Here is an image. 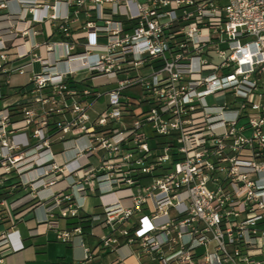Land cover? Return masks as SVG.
Wrapping results in <instances>:
<instances>
[{
	"label": "built area",
	"instance_id": "2783aa9c",
	"mask_svg": "<svg viewBox=\"0 0 264 264\" xmlns=\"http://www.w3.org/2000/svg\"><path fill=\"white\" fill-rule=\"evenodd\" d=\"M14 1L30 15L17 33L41 25L61 40L17 48L41 69L19 116L0 111V184L27 191L61 242L83 234L56 221L96 194L91 229L106 233L92 249L81 242L80 264L122 247L134 264H264V0ZM79 74L87 83L68 88ZM55 142L70 159L57 161ZM13 234H0V264Z\"/></svg>",
	"mask_w": 264,
	"mask_h": 264
},
{
	"label": "crops",
	"instance_id": "0c3cea01",
	"mask_svg": "<svg viewBox=\"0 0 264 264\" xmlns=\"http://www.w3.org/2000/svg\"><path fill=\"white\" fill-rule=\"evenodd\" d=\"M4 3V7H0V42L5 46L0 54L6 55L5 61H0V111L3 109H20L32 100L34 94L29 85V77L32 74L40 72V64L31 62L30 57L19 58L16 51L18 47L23 49H31L33 45H42L47 42H59L61 36L58 33L48 35L47 28L41 25H32L25 31V35L17 33L15 26L17 22L21 28L25 21H29L30 15L27 10L22 9L14 0H0ZM24 21L20 18L24 17ZM19 28V29H20ZM31 29L32 31L30 32ZM33 32L35 34L33 35ZM64 47H59L56 52L64 54ZM35 53L39 52L34 49ZM31 65L25 69V73L18 74L12 71L15 68ZM85 76L76 75L74 80L80 81ZM96 110V109H95ZM31 129L27 131L30 134ZM79 146L86 144V139L77 141ZM68 145L53 143L52 150L56 154L57 161H66L71 158V153H62L63 149ZM80 162V161H79ZM81 163H85L81 160ZM14 180H4L0 184V200H5L6 206L0 209L2 218L0 219V234L9 232L13 234L14 251L3 258L4 264H80L84 258V250L81 242L86 247L92 249L98 243L100 235L93 227L91 235L82 238L72 236L67 242L56 240V230L49 228L46 224L40 223L45 216V210L34 206V201L30 200L27 191L20 188L12 190ZM65 183H58L53 187L54 191L64 189ZM69 193V190L65 191ZM122 192V191H120ZM117 195H119V193ZM89 198H96L92 200ZM124 198V197H121ZM78 204L82 205L81 213L87 215H100L102 213L99 206L100 200L96 194L89 195L83 200L75 197ZM124 203V202H123ZM93 205L95 210L90 212ZM80 216V211H79ZM56 229L59 231H70L72 228L68 226L67 219H58L56 221ZM91 227V224H90ZM89 230V232H90ZM104 234L106 230H103ZM132 249L122 247L115 254L101 252L98 258L99 263L108 264L109 262L120 258L123 264H134L137 257L130 255Z\"/></svg>",
	"mask_w": 264,
	"mask_h": 264
},
{
	"label": "rangeland",
	"instance_id": "374dc122",
	"mask_svg": "<svg viewBox=\"0 0 264 264\" xmlns=\"http://www.w3.org/2000/svg\"><path fill=\"white\" fill-rule=\"evenodd\" d=\"M80 20H82V15H80ZM104 43V40L103 39H98L97 40V44H103ZM101 82V80H99L98 81V83H100ZM110 87L108 86V87H101V91L102 92H106L108 89H109ZM133 92L134 93H136V94H138V95H140L141 94V91H140V89H134L133 90ZM229 102V98H226L225 100H214L212 97H208L207 98V102H208V104L209 105H220V104H222L223 102ZM105 102H106V98L103 96L102 98H100L95 104H94V106L92 107L93 109H96V110H98V111H101V109H103V107H104V105H105ZM89 114L93 117V118H95V113L92 111V110H89ZM131 121V119L130 118H127L126 119V122H130ZM148 130H147V136L148 137H150L151 135H152V133L150 132V130H149V128H147ZM154 143H155V140H153V139H150L149 140V144L150 145H154ZM91 161L94 163V164H96L97 163V161H98V157L96 156V157H94V158H91ZM63 183V182H62ZM128 194H129V191L128 190H126V191H122V192H120L119 193V195L121 196V197H126V196H128ZM89 199H92V200H97L96 198H89ZM93 205L94 204H92L91 205V207H90V212H93V211H95V210H98V208H96V209H94L93 208ZM124 205L125 206H128L129 204H128V201H124ZM95 230L96 231H98V234L100 235V236H102L104 233V231L101 229V228H99V226H97V227H95Z\"/></svg>",
	"mask_w": 264,
	"mask_h": 264
},
{
	"label": "trees",
	"instance_id": "16d2710c",
	"mask_svg": "<svg viewBox=\"0 0 264 264\" xmlns=\"http://www.w3.org/2000/svg\"><path fill=\"white\" fill-rule=\"evenodd\" d=\"M87 83V80H84L83 82L80 81H73V80H69L67 82L68 88L74 89L76 91H80V87L83 86L84 84ZM12 116H19L20 114V109L16 108V109H11L9 110ZM90 215L84 214V215H80L77 216L75 218H69L67 219V224L68 226L71 227H80L82 230V234L84 236H89L90 235Z\"/></svg>",
	"mask_w": 264,
	"mask_h": 264
}]
</instances>
